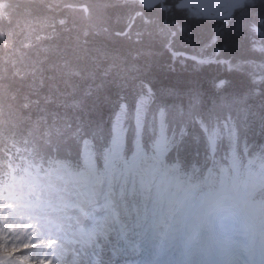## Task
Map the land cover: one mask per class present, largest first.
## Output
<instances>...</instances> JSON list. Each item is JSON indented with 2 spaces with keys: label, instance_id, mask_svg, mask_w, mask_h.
<instances>
[{
  "label": "trees",
  "instance_id": "16d2710c",
  "mask_svg": "<svg viewBox=\"0 0 264 264\" xmlns=\"http://www.w3.org/2000/svg\"><path fill=\"white\" fill-rule=\"evenodd\" d=\"M258 19L264 0L228 15L140 0H0V183H25L32 202L34 181L61 167L73 182L128 164L135 107L148 89L139 145L162 168V183L201 190L204 199L222 178L238 189L258 171L243 213L264 207V75L254 69L264 52L252 40ZM119 112L123 145L114 153ZM202 117L217 129L231 118L237 138L225 128L210 148L193 123ZM13 262L0 253V264Z\"/></svg>",
  "mask_w": 264,
  "mask_h": 264
},
{
  "label": "rangeland",
  "instance_id": "374dc122",
  "mask_svg": "<svg viewBox=\"0 0 264 264\" xmlns=\"http://www.w3.org/2000/svg\"><path fill=\"white\" fill-rule=\"evenodd\" d=\"M252 1L255 0H240V3ZM234 7L233 1H229L226 3V5H219L215 11L209 13L214 15H228ZM261 21L264 20L258 19V21L252 22V40L256 49L264 52V24H262ZM248 64H250V62H248ZM254 65H256L254 67L256 70V75L263 76L264 58L257 59V61L254 62ZM144 98L145 95H141L137 100V104L140 105L141 100ZM136 110L137 105L135 107V113ZM158 112L160 114L161 110L159 109ZM118 118L119 127L121 128V121L123 119L122 112L116 114L114 120L115 123H117ZM121 141L123 142L122 133L119 147H121ZM87 152L88 158L91 159L90 151ZM136 152L138 155H136L137 157H134V161L139 160L136 168L134 166L131 167L129 164H125L126 167H118L114 170V172L123 170L132 172L134 169H136L137 173L157 177V183L165 193V198L163 200L164 217L158 216V218H165L164 221H166L176 212L178 214L181 211L180 221L182 222L180 225L178 224L180 232L181 234L190 233L191 236L196 233H203L206 235L211 233L214 226H216V221L218 220L217 217L224 206L225 200L232 201L233 198L239 197L241 199L240 202L244 204L250 193L248 184L258 172L251 170L249 172V180L246 181L245 178L242 179L239 183L240 185L238 189L235 188V186L233 187V185L230 183L232 181L229 182L225 178H222L217 191H211L204 197V199L197 200L195 196L196 191L193 192V190L190 188L187 190L185 188L180 189L174 184L175 182L170 183V181L166 183V185H163L161 183L163 175L160 166L148 161L147 157L142 158V154H139V149H137ZM259 166L261 168L264 166V160L259 163ZM64 169V167L59 168L57 173L52 174L49 178L44 179L42 184L38 179L34 181L35 187L33 188H35L34 193L36 200L32 202L27 201L28 186L25 183L20 182V184L17 183L13 187H9V184L2 179L0 183V253L11 257L14 261V264H38L37 261L41 260L45 261V263L47 261L52 262L59 256L60 253H64V255L69 260H75L80 251H82L84 248H89L85 247L83 244L74 243L72 241H69V245H65L64 243L67 242L71 237L72 232L80 230L83 226H86L90 220L89 214L82 213L81 209L83 208L82 210H84L83 205L87 204L89 207L90 205L93 206L94 204L90 202L89 198L82 200L79 193L81 191H90L97 178L102 176L104 173L96 172L94 177L90 178L88 182H86V180L83 178L76 179L73 182H68L69 177H67L66 173H64ZM5 187L9 192L4 190ZM169 192L176 193L178 195L168 197L167 193ZM7 193H10L12 196V199L7 200V203H12V200H15L17 205L24 204L26 207L30 206L33 209L32 215L39 216L41 218L44 227L48 230V234L57 239V245L51 246L57 248L55 256H47V252L50 247L48 245L41 246L45 254L40 256L36 255V252L40 250L39 248H37L35 251L29 249L23 253L19 251V249L23 247V244L29 243L28 240L24 239V237L31 235V233L26 229L25 224L33 223L34 221H29L27 219L28 214L23 211H5V194ZM45 196H47L46 200L48 201H44ZM167 206H171L172 209H168L169 207L166 209ZM242 208L243 206L239 207L238 205L237 214H233L232 216L227 215L228 219H231L233 216H235L238 220L236 222V226H234L235 230L232 232L234 238L233 240H235L234 242H238L237 250L234 252H230L229 250V258L235 254L238 255L236 253V251H238V257H240V260L243 261V264H247L252 261L251 250L256 248V262L258 264H264V217L262 215L263 212L261 213L262 208L257 203H255L250 207L248 214L245 216L242 213ZM99 210L104 211V209L101 207ZM21 216H24L23 220L20 219ZM185 221H187L186 224ZM258 229L259 232L255 234ZM17 233H19V235H17ZM158 235H160L159 239H165V236L161 234ZM223 238H225V236ZM253 238L259 239L258 241H253L251 244V240ZM213 244L214 242H210L207 245V249L203 257H209L211 255ZM85 245H87V243ZM101 245H103V243H101L99 246L101 247ZM120 245L121 248L126 250V246H129V243L121 242ZM13 248L17 249L15 253L12 251ZM176 248H178L179 251L183 253L182 251L185 248V244L180 241L178 244H176L175 251ZM99 251L102 252V249H99ZM103 251L106 253L105 250ZM121 253L122 252L120 251V254ZM138 255L139 252L136 253V255L128 257L131 259L130 261L125 260L123 263L120 261L122 258L118 259L116 257H112L115 260H102V263L144 264V262L137 258ZM124 256L125 255H123V258ZM34 259L37 260L34 262ZM233 259L232 260L236 262L237 259ZM88 261L91 262V260ZM240 262L241 261L237 262V264H240ZM84 264H88V262H85Z\"/></svg>",
  "mask_w": 264,
  "mask_h": 264
},
{
  "label": "bare ground",
  "instance_id": "6f19581e",
  "mask_svg": "<svg viewBox=\"0 0 264 264\" xmlns=\"http://www.w3.org/2000/svg\"><path fill=\"white\" fill-rule=\"evenodd\" d=\"M132 172L137 173V170L134 169ZM89 192L81 191L79 193L81 199H88ZM240 201L239 197L233 198L232 201L225 200L224 206L217 217L215 229L209 235L196 233L192 236L190 233L181 234L180 232L181 211L178 214L176 212L166 221H164L165 218L158 220L157 216H150L148 220L140 223H137L135 218L117 222L105 210L100 211L98 205H90L88 207L86 204L83 205L84 210L82 208L81 211L82 213L89 214L90 220L88 224L80 230L72 232L71 237L64 244L69 245V241H72L83 244L90 249L84 248L75 260H69L64 253H60L57 257L59 259L56 258L50 262L51 264H84L85 262H88V264H103L102 260H115L112 257H116L118 259L122 258L120 261L123 263L125 260L130 261L131 259L128 257L136 255L139 252V255H146V258L142 257L141 260L144 264H227L230 255L228 252L229 246L234 241L233 239L230 240L231 231L238 221L235 216L231 219H228V216L237 214V207ZM168 209H172V207L169 206ZM155 221L158 224V228L155 227ZM158 234L165 236V239H159L160 235ZM224 236L225 238H223ZM180 241L185 244L183 253L178 248L175 251L176 244ZM253 241L254 238L251 240V244ZM85 242L87 245H85ZM121 242L129 243V246H126V250L121 248ZM210 242H214L211 255L203 257L207 249L206 247ZM101 243L103 245L100 247ZM99 249H102V252ZM120 251L122 252L121 254ZM123 255H125L124 258ZM139 255L138 259L140 258ZM251 255L253 259L247 264H258L256 262V252L252 251ZM238 256L239 253L235 255L236 261H241L240 264H243V261ZM36 260L34 259V262ZM88 260H91V262ZM37 263L39 264V261Z\"/></svg>",
  "mask_w": 264,
  "mask_h": 264
},
{
  "label": "snow or ice",
  "instance_id": "6c2138e0",
  "mask_svg": "<svg viewBox=\"0 0 264 264\" xmlns=\"http://www.w3.org/2000/svg\"><path fill=\"white\" fill-rule=\"evenodd\" d=\"M233 4L236 7H240V0H233ZM146 6H151L150 4ZM264 24V21H261ZM222 87L223 82L216 85ZM144 88V86H141ZM145 98L141 100L140 106L137 108L134 119L136 121L137 134L144 127V107L147 103V99L150 97V91L144 89ZM124 111V108H121ZM164 115L163 112L160 113ZM195 115V114H194ZM197 126L203 133H206V138L209 142L210 148H215L216 141L220 137L221 132L226 128L230 137L235 140L237 138V127L232 123V119L225 117L224 123L220 124L217 129L212 123L209 117H202L200 121H195ZM219 123V121H218ZM123 129L119 127V118L113 136V145L118 148L120 145L121 133ZM178 135L185 137L186 133L184 130H179ZM85 146L87 142L85 141ZM51 148L49 147V151ZM35 151V149H33ZM39 154L38 152L36 153ZM195 171V170H194ZM5 211H23L27 213V219L34 221L33 223H26V229L31 233L30 236H25L24 239L28 240L29 243L23 244V247L19 249L21 253L32 249L35 251L37 248L40 250L36 252L37 256L44 255L42 245H48L49 250L47 256H55L57 251V239L48 234V230L44 227L43 222L39 216L32 215L33 209L24 204L17 205L15 200L12 203H7V200L12 199L10 193L5 194ZM178 194L167 193L168 197H173ZM90 202L94 205H98L103 208L106 213L110 214L112 218L119 222L120 220H127L135 218L137 223L148 220L150 216L164 217L163 200L165 193L157 183V177L144 175L136 172H129L128 170L112 172L106 169L105 173L97 178L96 182L92 186L89 192ZM20 219H24L21 216ZM11 234V233H10ZM19 235V233H17ZM13 253L17 251L16 248L12 249ZM59 259V258H57ZM39 264H45V261H39ZM47 264H51L50 261Z\"/></svg>",
  "mask_w": 264,
  "mask_h": 264
},
{
  "label": "flooded vegetation",
  "instance_id": "af4514ba",
  "mask_svg": "<svg viewBox=\"0 0 264 264\" xmlns=\"http://www.w3.org/2000/svg\"><path fill=\"white\" fill-rule=\"evenodd\" d=\"M229 1H233V0H215L214 3H212L210 5H206V6H203L201 4H191V3L185 4V5H179L178 4L179 0H153L152 3H150L149 1H146V2L140 1V2H142L145 5L173 3V4H176L180 7L187 8L188 10L193 11V12L209 13V12L215 11L219 5H226V3H228ZM244 3H248V2H244ZM244 3H241V4H244ZM78 4L82 5V3H79V2H78Z\"/></svg>",
  "mask_w": 264,
  "mask_h": 264
},
{
  "label": "water",
  "instance_id": "95a60500",
  "mask_svg": "<svg viewBox=\"0 0 264 264\" xmlns=\"http://www.w3.org/2000/svg\"><path fill=\"white\" fill-rule=\"evenodd\" d=\"M142 2H146V1H149L150 3L153 2V0H140ZM215 0H179L178 4L179 5H185V4H201L203 6H206V5H210L212 3H214ZM182 53H185L184 51H182ZM148 85V84H147ZM149 86V85H148ZM140 105L137 104V108L139 107ZM118 114V113H117ZM136 122V121H135ZM116 125L117 123L114 122L113 124V130H114V135H115V130H116ZM140 137V132L139 134L136 133V141L139 139Z\"/></svg>",
  "mask_w": 264,
  "mask_h": 264
}]
</instances>
